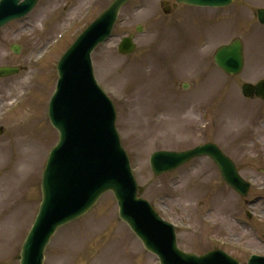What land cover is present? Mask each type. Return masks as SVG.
Segmentation results:
<instances>
[{"label":"rangeland","instance_id":"rangeland-1","mask_svg":"<svg viewBox=\"0 0 264 264\" xmlns=\"http://www.w3.org/2000/svg\"><path fill=\"white\" fill-rule=\"evenodd\" d=\"M113 1L40 0L27 20L0 31V67L24 69L0 80V114L23 88L32 92L24 111L5 119L7 133L0 137V264H19L42 201V172L58 142L46 116L58 80L56 65ZM163 1L134 0L122 9L116 37L94 54L96 76L116 107L141 196L179 226L181 247L202 254L216 243L227 244L225 250L246 263L251 254L264 255V102L245 100L240 89L264 78V28L255 20L264 0H237L224 11L179 7L168 16ZM138 26L144 33L136 35L137 51L119 55L121 38L135 34ZM234 39L245 44L247 66L242 76L226 77L213 56ZM52 41L53 48L45 51ZM13 44L22 46L19 56L10 51ZM207 142L218 144L253 182L251 204L223 182L209 160L176 174L156 178L152 173V153ZM25 162L34 168L27 170ZM98 239L102 245L95 247ZM106 240L112 243L104 247ZM47 254L46 264H156L118 220L112 194L83 221L63 229Z\"/></svg>","mask_w":264,"mask_h":264},{"label":"water","instance_id":"water-1","mask_svg":"<svg viewBox=\"0 0 264 264\" xmlns=\"http://www.w3.org/2000/svg\"><path fill=\"white\" fill-rule=\"evenodd\" d=\"M130 0H116L69 49L58 65L59 83L51 106L50 118L60 133L43 177L44 202L36 224L24 246L22 264H42V253L51 236L63 226L89 211L99 197L113 191L119 201L121 218L144 240L147 247L161 255L163 264H222L218 253L203 257L186 255L176 246L174 229L161 221L150 205L137 198V183L129 159L121 147L116 130V112L111 101L98 86L91 54L111 35L119 11ZM201 6H225L231 0H179ZM19 0H3L0 5V27L21 18L35 5L32 0L18 6ZM264 19V12L262 13ZM264 22V21H263ZM123 54L133 52L131 39L119 48ZM219 66L231 74L242 69L241 46L235 43L221 49L216 57ZM13 69H2L10 75ZM246 96L264 97V82L245 85ZM201 155H210L219 165L225 180L246 195L248 186L237 174L233 163L215 147L206 146L187 154L158 153L151 164L157 175L178 167ZM220 255V254H219ZM230 264H238L224 256ZM264 264L253 259L251 264Z\"/></svg>","mask_w":264,"mask_h":264},{"label":"bare ground","instance_id":"bare-ground-1","mask_svg":"<svg viewBox=\"0 0 264 264\" xmlns=\"http://www.w3.org/2000/svg\"><path fill=\"white\" fill-rule=\"evenodd\" d=\"M21 108H22V107H20L18 110H16V112H18ZM22 165H23V166H26L27 170L30 169V168H32V169L34 168L31 164H29V162H28V163H27V162L22 163ZM6 222H7V221H6ZM7 224H8V223H5L4 226H7ZM10 229H11V228H10V226H9V228L6 229L7 232H11Z\"/></svg>","mask_w":264,"mask_h":264},{"label":"flooded vegetation","instance_id":"flooded-vegetation-1","mask_svg":"<svg viewBox=\"0 0 264 264\" xmlns=\"http://www.w3.org/2000/svg\"><path fill=\"white\" fill-rule=\"evenodd\" d=\"M2 123H0V125H5L4 123H3V121H1ZM4 133H5V131H4ZM102 239L99 241V243H96V244H92V245H94V246H96V245H98V244H100V243H102ZM92 245H91V247H92Z\"/></svg>","mask_w":264,"mask_h":264}]
</instances>
